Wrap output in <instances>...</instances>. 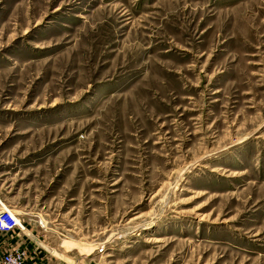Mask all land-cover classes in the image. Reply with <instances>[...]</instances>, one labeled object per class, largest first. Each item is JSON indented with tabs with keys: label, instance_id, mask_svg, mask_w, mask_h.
<instances>
[{
	"label": "rangeland",
	"instance_id": "rangeland-1",
	"mask_svg": "<svg viewBox=\"0 0 264 264\" xmlns=\"http://www.w3.org/2000/svg\"><path fill=\"white\" fill-rule=\"evenodd\" d=\"M0 200L27 264H264V0H0Z\"/></svg>",
	"mask_w": 264,
	"mask_h": 264
},
{
	"label": "built area",
	"instance_id": "built-area-1",
	"mask_svg": "<svg viewBox=\"0 0 264 264\" xmlns=\"http://www.w3.org/2000/svg\"><path fill=\"white\" fill-rule=\"evenodd\" d=\"M14 229H23V223L19 215L0 200V234L9 233ZM0 264H27V262L24 252L20 249H6L0 253Z\"/></svg>",
	"mask_w": 264,
	"mask_h": 264
},
{
	"label": "crops",
	"instance_id": "crops-1",
	"mask_svg": "<svg viewBox=\"0 0 264 264\" xmlns=\"http://www.w3.org/2000/svg\"><path fill=\"white\" fill-rule=\"evenodd\" d=\"M1 236L2 235L0 234V253H2L6 249L17 248L18 247V243H14L12 241L5 242L3 237H1Z\"/></svg>",
	"mask_w": 264,
	"mask_h": 264
}]
</instances>
